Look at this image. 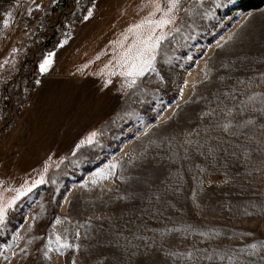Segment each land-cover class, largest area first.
Wrapping results in <instances>:
<instances>
[{
  "label": "rangeland",
  "instance_id": "1",
  "mask_svg": "<svg viewBox=\"0 0 264 264\" xmlns=\"http://www.w3.org/2000/svg\"><path fill=\"white\" fill-rule=\"evenodd\" d=\"M239 1L179 0L129 83L151 0H0V203L34 185L0 264H264V0Z\"/></svg>",
  "mask_w": 264,
  "mask_h": 264
},
{
  "label": "snow or ice",
  "instance_id": "2",
  "mask_svg": "<svg viewBox=\"0 0 264 264\" xmlns=\"http://www.w3.org/2000/svg\"><path fill=\"white\" fill-rule=\"evenodd\" d=\"M56 0H52V3H55ZM153 4V11L149 13L150 16H156L159 13L157 18L141 20L136 24L129 25V28L135 29L137 39L133 41L132 44L128 46L127 49L121 54L120 59H118L119 64L124 65V69L121 71V74L125 73L131 77L132 79L129 83L134 82L135 77L138 75H143L145 72H148L154 67V60L156 59L157 49L161 46V42L165 40L166 37L171 35V32L166 30V25L170 24L172 21L176 19L173 14L176 9L179 7V0H166L167 6L161 7L159 0H151ZM35 8H40L39 4L33 5ZM31 11V9H29ZM89 14H91V9H89ZM5 17L10 15V12L4 13ZM87 18V17H85ZM4 23L7 24L8 20L5 19ZM147 24L148 28L146 29V34L141 32L142 25ZM64 40H60V44H63ZM53 53L48 52L43 56V59L39 62V69L41 72L46 70V65L51 62V57ZM225 129H227V125H224ZM96 133L90 132L88 133V139L85 141L83 138L77 145L73 148V151L76 148L80 147V144L83 143H91ZM63 159V157H61ZM97 172L100 173L101 170L97 169ZM102 174V173H101ZM41 176H43V171L41 172ZM123 178V177H121ZM41 181L38 179L34 182V184H38ZM34 185H28L23 188V190H17V194L15 197L9 199L7 204L0 203V221L5 219L6 209L10 204L13 203L15 199L20 196H23L29 188ZM68 247H76L75 244L69 245L66 240L60 242ZM254 247V245H253ZM60 250L59 248L57 249ZM47 255V253H45ZM172 255H176V253H172ZM229 259H233V257H229Z\"/></svg>",
  "mask_w": 264,
  "mask_h": 264
},
{
  "label": "trees",
  "instance_id": "3",
  "mask_svg": "<svg viewBox=\"0 0 264 264\" xmlns=\"http://www.w3.org/2000/svg\"><path fill=\"white\" fill-rule=\"evenodd\" d=\"M90 0H78V4L83 6L85 8L87 6V3ZM263 4V0H240L237 7L243 8V9H249V8H258ZM80 12L78 10H75L72 12L71 17H74L76 20L79 18ZM70 15L67 17L68 19L71 18ZM27 101V96L23 98L20 102L26 104ZM19 106L18 108L24 107V106Z\"/></svg>",
  "mask_w": 264,
  "mask_h": 264
}]
</instances>
